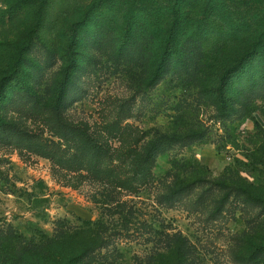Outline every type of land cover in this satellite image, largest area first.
<instances>
[{"label": "rangeland", "instance_id": "obj_1", "mask_svg": "<svg viewBox=\"0 0 264 264\" xmlns=\"http://www.w3.org/2000/svg\"><path fill=\"white\" fill-rule=\"evenodd\" d=\"M205 6L192 1L183 9L187 32H175L167 72L150 85L165 23L155 47L148 44L151 22L136 25L123 48L131 7L122 0H0V79L20 53L30 61L20 81L40 99L17 93L13 83L7 97L0 90V237L42 243L60 230L98 228L109 246L96 251V262L117 250L126 264H144L164 251L165 234L178 233L192 247L191 264H264V255L249 259L264 235V209L221 186L264 183L253 158L264 143V59L243 64L231 79L227 115L219 114L215 95L223 66L251 49L240 27L254 16L263 21L264 0H222L215 14ZM142 15L135 12L133 21ZM85 18L76 35L72 27ZM35 26L25 52L22 42ZM189 34L193 41L183 43ZM74 36V71L55 110ZM203 58L210 69H202ZM91 137L106 148L99 170L121 179L131 178L136 163L129 150L158 140L152 183L129 193L86 170L65 169L71 139L89 149ZM177 183L194 185L167 205L164 196Z\"/></svg>", "mask_w": 264, "mask_h": 264}, {"label": "trees", "instance_id": "obj_2", "mask_svg": "<svg viewBox=\"0 0 264 264\" xmlns=\"http://www.w3.org/2000/svg\"><path fill=\"white\" fill-rule=\"evenodd\" d=\"M112 1L113 0H104ZM123 2L130 5L129 14L123 17L125 21V37L121 40L122 47L126 48L129 46L135 34L134 28L136 25H143L148 27L151 22H154L155 31L149 36L148 44L155 47L159 43L158 32L163 31L164 27L162 23L167 25L165 39L159 45V55L155 64V68L152 72V78L150 85L154 84L157 80L166 74L167 67L170 63L171 57L174 55L175 48V32L179 29L186 31L188 20L183 13V9L187 7L188 3L192 1L205 2L206 6L204 12L206 14H215L217 10H220L222 0H122ZM42 3V2H40ZM96 5L98 2H94ZM94 4V5H95ZM95 5V6H96ZM97 8V6H96ZM91 9V8H89ZM98 9V8H97ZM91 10H94L92 7ZM137 11H142L143 15L139 20H134L133 15ZM89 18V17H87ZM86 18L83 19L79 24L74 25L71 30L76 29V35L78 28L84 25ZM192 26H190L191 29ZM245 32L249 33L251 41V49L243 57L236 61H232L233 64L229 63L221 69L222 73L219 76L217 86L215 88L216 101L218 105L219 114L222 116L227 115L230 109V101L228 99V88L229 83L233 76L242 69V65L254 60L259 57L264 59V19L262 22H258V16L253 17V21L249 24L244 22L243 27ZM201 29V28H200ZM36 26L29 32L27 39L22 42L23 47L21 50L27 51L30 47L31 35L34 33ZM180 31V30H179ZM244 32V31H243ZM158 41V42H157ZM193 41V34H189L183 39V43ZM194 41H197L194 39ZM204 42V40H202ZM77 44V38L74 36L69 46L65 49L64 62L65 67L62 70L60 82L56 85V97L54 104L50 101V106L55 110L60 106L64 95L67 91V86L70 81L71 75L74 71L75 65V47ZM205 51V49H204ZM205 58V56H204ZM202 59V69H210L207 66V61ZM27 62H30L24 56L17 55L15 60L11 61L8 68L6 69L5 76L0 79V90L2 91V97H7L8 86L15 84V91L17 93H27L29 96L36 98L37 103L40 101L37 95L28 91V86L22 84L21 73L25 69ZM8 82V83H7ZM4 91V92H3ZM0 97V99H2ZM53 102V101H52ZM3 101L0 100V105ZM49 106V107H50ZM5 126L0 121V128ZM83 127L75 126L76 132H82ZM89 140L90 146L87 147L79 144L77 140L71 139L75 144L71 149L73 152L70 156L60 162L65 169L70 170H86L90 174L95 175L100 179H106L113 186L118 187L121 190L129 193H136L145 186L152 183V169L156 157L155 145L158 140L154 141L153 145L147 149H130L129 153L133 156L136 163L133 166V172L131 178H117L114 177L112 172L105 169L99 170L97 163L101 152L105 151L106 148L103 144L97 143L93 137ZM172 141H176L175 138H171ZM254 163L261 165L264 169V143L256 148L254 151ZM60 165V164H59ZM61 166V165H60ZM239 182L232 183L230 185H221L224 189H229L231 193L239 194L245 201L254 203L261 206L264 209V183L254 186L238 184ZM194 184L187 185L185 187L180 186L178 183L176 187H170L167 195L164 196V202L167 205L172 202L178 195L183 193L188 188L193 187ZM163 202V203H164ZM261 218V225L264 226V214ZM261 231H257L259 233ZM102 231L98 228L92 230L90 227L71 232L69 230H60L55 236L50 239H44V242L40 243H25L21 241L18 236L9 234L7 237H0V264H126L123 261L122 255L114 250L110 256H102L98 262L95 260L96 251H101L108 248L109 236H104ZM261 236V235H259ZM163 246L161 250L163 252H157L154 256H150L145 260L144 264H162L161 261L165 258L173 261V264H191L190 258L193 254L191 246L187 239L178 233L165 234ZM260 242L255 244L256 248L251 255L253 259L254 255H264V235L259 239ZM110 253V252H109ZM139 264H142L140 262Z\"/></svg>", "mask_w": 264, "mask_h": 264}]
</instances>
